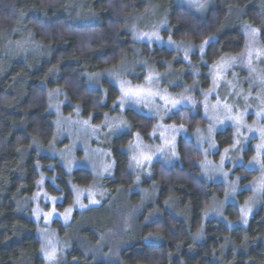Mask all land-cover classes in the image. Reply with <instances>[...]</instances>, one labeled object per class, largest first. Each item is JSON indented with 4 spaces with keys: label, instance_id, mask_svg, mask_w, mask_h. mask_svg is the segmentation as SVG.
<instances>
[{
    "label": "trees",
    "instance_id": "obj_1",
    "mask_svg": "<svg viewBox=\"0 0 264 264\" xmlns=\"http://www.w3.org/2000/svg\"><path fill=\"white\" fill-rule=\"evenodd\" d=\"M207 2V10L199 13L174 0H0V264H46L28 203L38 192L41 172L55 179L45 188L50 195L64 198L61 211L74 204L73 185L84 188L95 181L88 170L67 174L57 160L37 151V143L48 146L55 138L52 95L59 90L67 95L66 115L80 107L83 118L99 125L120 113L121 94L108 81L99 89L91 88L88 76L115 69L136 58L137 52L160 71L171 64L176 70H187L177 53L136 44L127 31L130 18L158 5L169 24L165 38L195 45L214 40L207 48L206 66H201L203 90L211 85L212 66L244 52V24L259 29L264 45V0ZM23 43L33 44L37 57L14 56L13 49ZM125 117L132 131L111 143L114 177L102 183L108 200L100 208L76 212L69 225L53 223L58 236L70 245L55 264H115L97 261L82 242L97 245L112 232L115 222L109 202L138 188H156L157 197L146 206L139 229L128 237L116 264H264V200L247 228L231 230L217 221L204 225V212L216 197H224L225 186L202 178L203 155L195 142L185 140L179 143L178 164L155 163L152 177L138 186L128 150L136 134L152 143L157 122L133 110L126 111ZM167 124L195 132L207 121L202 112L186 110ZM217 141L221 151L231 147L234 132L219 133ZM240 173L247 176L245 182L255 178V173ZM131 201L133 206L141 205L143 197L136 193ZM227 216L238 220L239 208L229 206ZM148 218L151 223H146ZM148 239L153 243H146Z\"/></svg>",
    "mask_w": 264,
    "mask_h": 264
},
{
    "label": "rangeland",
    "instance_id": "obj_2",
    "mask_svg": "<svg viewBox=\"0 0 264 264\" xmlns=\"http://www.w3.org/2000/svg\"><path fill=\"white\" fill-rule=\"evenodd\" d=\"M174 2L199 13L208 8L207 0ZM163 17L162 8L153 5L146 12L130 18L127 31L136 44L156 45L177 53L187 70H176L171 64L166 66L165 71H160L137 52L136 58L125 60L115 69L88 76L91 88L99 89L104 81H108L121 94L118 102L120 113L106 117L99 125L83 118L80 107H75L73 114L66 115L64 107L69 104L67 95L60 90L56 91L58 94L52 95L50 113L55 118V138L48 146L37 143L36 149L41 155L57 160L67 174L88 170L93 173L95 181L93 185L84 188L73 185L74 204L61 211L59 207L64 204V198L50 195L45 188L48 181L55 184V179H49L41 172L38 192L28 203L32 218L38 226V238L42 243L46 264L57 263L70 248L69 243L62 240L53 229V223L60 221L69 225L76 212L100 208L108 200V193L102 183L114 177L115 163L110 146L115 138L132 131V125L125 117L128 110L157 122L151 136L152 143L145 142L136 134L128 150L138 186L143 180L152 177V166L155 163L161 162L168 166L179 163L181 140L193 141L203 155L199 165L202 178L208 183L225 186L224 197H216L204 212V225L217 221L231 230L247 228L262 206L264 45L259 29L248 23L242 26L246 38L244 52L225 57L212 66L211 85L208 90H203L201 66H206L207 48L214 40L195 45L165 38L164 33L169 31V24ZM13 52L14 56L23 60L35 58L39 53L31 43H23ZM186 110L202 112L207 125L190 132L184 126L167 124L175 115ZM228 129L234 132V144L221 151L217 136ZM240 171L255 173V178L245 182L247 176ZM136 193L142 195L143 203L133 206L131 200ZM156 197V188L152 191L138 188L113 198L108 207L112 208L115 229L102 236L97 245L83 241L82 247L86 253L97 261L118 263L119 253L127 247L128 237L139 229V221L146 206L154 202ZM229 206L239 208L238 220L234 221L227 216ZM146 223H151V218ZM203 232L204 229L200 239L203 238ZM261 242L264 243V239ZM146 243L153 242L148 239Z\"/></svg>",
    "mask_w": 264,
    "mask_h": 264
},
{
    "label": "snow or ice",
    "instance_id": "obj_3",
    "mask_svg": "<svg viewBox=\"0 0 264 264\" xmlns=\"http://www.w3.org/2000/svg\"><path fill=\"white\" fill-rule=\"evenodd\" d=\"M127 94V93H126Z\"/></svg>",
    "mask_w": 264,
    "mask_h": 264
}]
</instances>
